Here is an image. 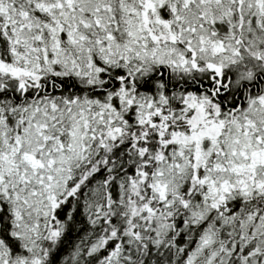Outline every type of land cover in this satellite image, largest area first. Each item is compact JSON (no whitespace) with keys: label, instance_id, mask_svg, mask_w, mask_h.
<instances>
[{"label":"snow or ice","instance_id":"6c2138e0","mask_svg":"<svg viewBox=\"0 0 264 264\" xmlns=\"http://www.w3.org/2000/svg\"><path fill=\"white\" fill-rule=\"evenodd\" d=\"M0 264H264V0H0Z\"/></svg>","mask_w":264,"mask_h":264}]
</instances>
